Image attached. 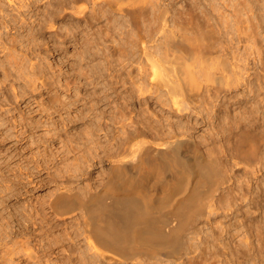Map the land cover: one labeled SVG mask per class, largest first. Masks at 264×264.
I'll return each instance as SVG.
<instances>
[{"label":"bare ground","instance_id":"6f19581e","mask_svg":"<svg viewBox=\"0 0 264 264\" xmlns=\"http://www.w3.org/2000/svg\"><path fill=\"white\" fill-rule=\"evenodd\" d=\"M59 6L55 13L63 24L51 29V36L76 50L81 88L75 95L83 90L90 114L97 117L94 129L104 137L82 148L64 140L62 145L80 150L74 159L87 167L103 160L110 164L98 183L84 176L88 172L66 171L67 181L81 183H55L45 207L56 219H70L75 243L83 240L87 259L93 257L95 264H104L102 259L108 264L213 263L217 240L231 231L224 227L217 235V210L234 207L241 213L240 206L255 205L249 195L252 178L264 168V147L257 155L264 143V0H64ZM207 37L212 42L205 44ZM113 61L118 69H110ZM40 82L46 111L55 101L57 115L59 108L77 106L78 98L69 102L60 96L71 95L67 81L56 88ZM249 123L262 126L261 134L247 132ZM201 127L205 152L194 137ZM77 139L81 136L69 142ZM217 140L230 167L220 168ZM228 144L235 146L233 155ZM241 163L252 170L249 175L244 170L246 178L239 182L234 169ZM27 170L28 183H42L38 171ZM243 237L232 255L245 264L258 259L262 249L254 253ZM27 240L20 241L21 248L36 259Z\"/></svg>","mask_w":264,"mask_h":264},{"label":"rangeland","instance_id":"374dc122","mask_svg":"<svg viewBox=\"0 0 264 264\" xmlns=\"http://www.w3.org/2000/svg\"><path fill=\"white\" fill-rule=\"evenodd\" d=\"M63 1L51 0V4L47 5L46 0H32L31 12H33L31 13L28 8L29 0H0V229L3 230L0 232V264H95L92 260L93 257L87 259L89 252H86L83 240L79 238L78 243H75L77 238L71 228L67 226L70 219H56L45 207L48 194L56 188L55 183H81L67 181L64 177H70L67 172L74 171L76 174L79 171L88 172L84 176H91V181L98 183L105 180V173L110 164L103 160L95 166L87 167L86 163L74 159L82 154L80 150L75 149L72 152L68 150V145H62V140L67 144L78 145L81 148L82 143L88 144L91 139L104 141L102 132L94 129L97 117L90 114L89 103L84 100L83 90L79 92V95L78 92L77 96L75 95L76 89L81 88L76 64L78 57L74 55L76 50L69 44L60 43L51 36V29L63 24L59 13L56 14L60 9L59 3ZM70 5L71 3L67 4L69 7ZM76 5L86 4L78 3ZM28 14H33L31 32L27 23ZM253 21L255 22V19ZM39 27L41 28L39 29ZM208 39V37L204 38L205 44L212 42L211 39L209 41ZM190 42L192 45L193 42L189 41V44ZM114 65L113 61L111 70L118 69L119 66ZM40 80L51 82L53 88L57 87L58 82L67 81L73 87L71 95L68 96L61 92L60 96L62 95L61 97L69 102H74L78 98L77 106L69 105L65 109L59 108L60 115H57L52 113V110L59 106V102L55 101L52 108L46 111L41 104L45 97V88ZM244 128L249 133L260 135L263 127L258 123H249ZM203 129L205 130V127L199 128L194 133V137L197 147L205 152ZM77 136H81V139L69 142V138L73 139ZM221 143V140H217V157L222 165L220 168L230 167L228 156L225 159L220 152L223 149L220 146ZM227 146H232L227 152L233 155L234 144ZM263 147L264 143L259 145L258 156L263 153ZM57 154L58 157H55ZM39 164L42 166L47 164L48 167L44 169ZM236 167L238 169H234V173L238 178H241L239 182L244 181L246 177L242 173L246 167L242 163ZM25 168L29 169L31 174L38 171L39 177L37 178H43L42 183H39L40 181L35 185L28 183L26 180L29 178H26L25 175L28 170ZM247 169L248 171L246 170L244 173L249 175L252 168L247 167ZM261 170L257 176H253L252 189L249 194L255 198V205H252L253 198L250 196L249 200L246 199L251 202L250 206H240L241 213L238 211L235 213L234 207L217 210V235L222 229L224 232L225 228H229L228 230L231 231H229L230 235L221 231L224 234L221 236L223 239L217 240V258L215 257L217 260L211 262L212 264H242L244 260L241 257L234 258L232 250L236 252L239 248L238 243L243 240L244 233L246 241L253 244L254 253L259 248L262 249L258 259L253 258L255 261L257 260L256 262L250 259L249 262H252L245 264H264V168ZM22 173L23 175H21ZM37 178L35 177V180ZM17 179H23V183H19ZM79 179L81 178L79 177ZM84 181L83 179L82 182ZM14 188L17 195L12 197ZM246 210H249L247 214H245ZM34 211L36 216H32L35 215ZM14 212L17 213L12 219L11 214ZM49 227L51 228L48 229ZM35 228L36 231H34ZM231 234L233 235L231 236ZM20 236L23 241L29 240L27 242L32 250L36 249L34 250L37 254L36 259L25 255L20 245V241H22ZM34 241L38 242L37 245ZM221 244L227 248L223 250ZM43 247L47 250L44 251ZM223 251L224 253L221 254ZM102 262L108 264L106 259H102Z\"/></svg>","mask_w":264,"mask_h":264}]
</instances>
